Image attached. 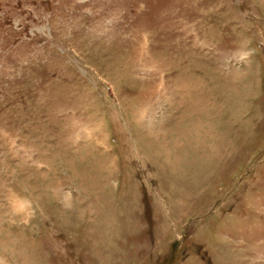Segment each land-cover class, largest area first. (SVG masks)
<instances>
[{"label": "rangeland", "instance_id": "1", "mask_svg": "<svg viewBox=\"0 0 264 264\" xmlns=\"http://www.w3.org/2000/svg\"><path fill=\"white\" fill-rule=\"evenodd\" d=\"M0 264H264V0H0Z\"/></svg>", "mask_w": 264, "mask_h": 264}]
</instances>
